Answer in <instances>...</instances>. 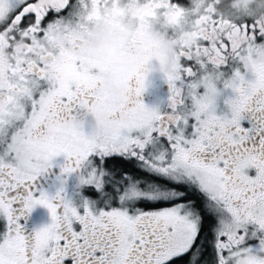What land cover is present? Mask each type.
Listing matches in <instances>:
<instances>
[{"label":"snow or ice","instance_id":"1","mask_svg":"<svg viewBox=\"0 0 264 264\" xmlns=\"http://www.w3.org/2000/svg\"><path fill=\"white\" fill-rule=\"evenodd\" d=\"M261 7L0 0V264H264ZM153 61L165 111L139 99Z\"/></svg>","mask_w":264,"mask_h":264},{"label":"flooded vegetation","instance_id":"2","mask_svg":"<svg viewBox=\"0 0 264 264\" xmlns=\"http://www.w3.org/2000/svg\"><path fill=\"white\" fill-rule=\"evenodd\" d=\"M221 10H224L222 6ZM153 71L148 73L146 78V87L144 92L141 94L139 99L147 106V107H157L160 111L166 110L167 105V95H168V86L164 82L162 78V74L155 70V61L152 62ZM227 95V93H224ZM224 105L222 100L217 101V114H219L222 110H224ZM150 150V149H146ZM64 162L63 156H57L53 160V167L45 174V176L39 177L36 183L37 187H44L50 193L52 189L49 185L52 182V177L54 174L58 173L59 168L58 165H61ZM76 183L75 175L69 177L66 184V191L71 194L74 184ZM82 194L84 190H81ZM49 222V215L47 209L36 206L33 210L27 214L25 218H22L20 223L24 227V234L31 235L32 231L36 228H39L43 225H46Z\"/></svg>","mask_w":264,"mask_h":264},{"label":"clouds","instance_id":"3","mask_svg":"<svg viewBox=\"0 0 264 264\" xmlns=\"http://www.w3.org/2000/svg\"><path fill=\"white\" fill-rule=\"evenodd\" d=\"M234 0H229V3ZM253 5H264V0H250ZM259 15L264 17V7L259 9ZM109 121L106 117L98 115H92L91 113L85 112L79 117L69 121V126L74 128L85 127L88 129L104 128L109 126Z\"/></svg>","mask_w":264,"mask_h":264}]
</instances>
